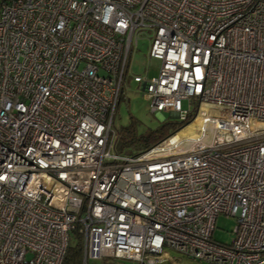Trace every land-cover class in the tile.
Instances as JSON below:
<instances>
[{
	"label": "built area",
	"instance_id": "2783aa9c",
	"mask_svg": "<svg viewBox=\"0 0 264 264\" xmlns=\"http://www.w3.org/2000/svg\"><path fill=\"white\" fill-rule=\"evenodd\" d=\"M130 78L198 135L115 152ZM73 230L81 264H264V0H0V264H61Z\"/></svg>",
	"mask_w": 264,
	"mask_h": 264
},
{
	"label": "rangeland",
	"instance_id": "374dc122",
	"mask_svg": "<svg viewBox=\"0 0 264 264\" xmlns=\"http://www.w3.org/2000/svg\"><path fill=\"white\" fill-rule=\"evenodd\" d=\"M149 34L143 33L136 45V50L131 60V73H136L147 78L155 76L157 74V68L159 61L153 58H147ZM144 90L140 84L134 82L131 78L125 79L122 86V97L119 100L117 109L115 112L114 126L127 125L130 122V118L134 119L136 124V132L138 134L146 131L147 129H154L162 123L163 120L171 121L179 118H171L167 112L162 114H152L149 112V102L143 97ZM187 102L182 101V109L180 118H183L187 110ZM195 105L191 104V113H194ZM193 121L192 117L188 122L182 126L179 125L175 132H178L185 125L190 124ZM174 133V132H173ZM172 134V133H171ZM235 225V218L233 216H224L219 214L214 221V230L212 237L219 242H229L233 236L232 230ZM77 241L73 233L69 236V242L75 244ZM168 257L161 264H206L196 259H192L182 255L181 253L167 249ZM87 264H137L129 259H115L112 257L89 259Z\"/></svg>",
	"mask_w": 264,
	"mask_h": 264
},
{
	"label": "trees",
	"instance_id": "16d2710c",
	"mask_svg": "<svg viewBox=\"0 0 264 264\" xmlns=\"http://www.w3.org/2000/svg\"><path fill=\"white\" fill-rule=\"evenodd\" d=\"M122 95L120 96L121 99ZM119 99V100H120ZM119 103V102H118ZM193 113L185 115L183 118H179L176 121H165L163 120L160 125H158L154 129H147L146 131L138 134L136 132L135 120L130 118V122L127 125H119L114 126V146L113 149L118 153H139L144 151L157 143L162 138L167 135L175 132L177 128L186 123L191 117ZM178 126V127H177ZM73 234L75 235L77 241L73 245L69 243L66 254L62 260L61 264H81L82 253H83V237L81 234L77 232V230H73Z\"/></svg>",
	"mask_w": 264,
	"mask_h": 264
},
{
	"label": "bare ground",
	"instance_id": "6f19581e",
	"mask_svg": "<svg viewBox=\"0 0 264 264\" xmlns=\"http://www.w3.org/2000/svg\"><path fill=\"white\" fill-rule=\"evenodd\" d=\"M202 109H206V107ZM200 119H201L200 114L195 116L193 121L190 124L185 125L182 129L176 132L175 138L196 137L199 133L198 128L201 124Z\"/></svg>",
	"mask_w": 264,
	"mask_h": 264
},
{
	"label": "water",
	"instance_id": "95a60500",
	"mask_svg": "<svg viewBox=\"0 0 264 264\" xmlns=\"http://www.w3.org/2000/svg\"><path fill=\"white\" fill-rule=\"evenodd\" d=\"M169 115L171 116V118H178L179 117L178 113H171Z\"/></svg>",
	"mask_w": 264,
	"mask_h": 264
}]
</instances>
